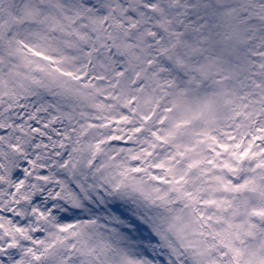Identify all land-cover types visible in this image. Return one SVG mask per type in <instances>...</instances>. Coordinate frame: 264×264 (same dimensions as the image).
<instances>
[{
    "label": "snow or ice",
    "instance_id": "6c2138e0",
    "mask_svg": "<svg viewBox=\"0 0 264 264\" xmlns=\"http://www.w3.org/2000/svg\"><path fill=\"white\" fill-rule=\"evenodd\" d=\"M0 264H264V0H0Z\"/></svg>",
    "mask_w": 264,
    "mask_h": 264
}]
</instances>
